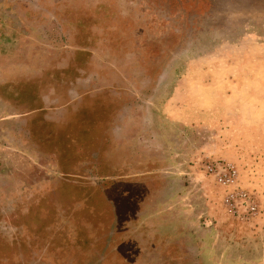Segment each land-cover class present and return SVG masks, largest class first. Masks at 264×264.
<instances>
[{
    "label": "rangeland",
    "instance_id": "obj_1",
    "mask_svg": "<svg viewBox=\"0 0 264 264\" xmlns=\"http://www.w3.org/2000/svg\"><path fill=\"white\" fill-rule=\"evenodd\" d=\"M167 1L0 0V64L22 76L24 82L28 80L22 86L21 78L4 86L0 97L14 103L15 109L44 108L39 92L76 88L77 79L96 75L101 62L123 58L132 45L145 43L150 31L164 32L165 17H172L164 9ZM208 11L198 17L196 34L200 38L196 51L173 72L158 104V116L162 125L179 137L178 170L192 185L187 202L213 228L218 249L223 254H258L262 258L264 12L247 7L211 17ZM89 58L93 61L92 71L83 75ZM3 116L0 170L22 171L30 186L56 184L58 176L74 182L71 176L82 169L76 164L96 160L95 129H101L102 124L95 115L88 117L87 123L76 117L74 123H81L79 131L54 141L48 139L44 146L33 141L30 145L12 143L5 135ZM32 147L41 150L49 162L33 155ZM71 153L76 156L74 162L68 158ZM54 160L56 165L50 163ZM106 160L105 176L120 175L116 173L117 164ZM218 163L233 168L236 175L232 181L220 182L210 173L208 167ZM53 167H59L61 173L56 174ZM85 186L64 191L59 202L54 201L48 209L34 210L40 217L23 224L19 233L4 234L7 230L3 231L2 226L6 225L0 223V264H125L128 258V264H144L145 248L136 249L133 257L119 248L120 260L112 256V251L102 252L104 245L99 238L104 235V225L99 220L109 222L111 217L109 212L101 215L95 209L99 207L96 203H102L95 185ZM32 200L39 202L36 197L26 200L25 209ZM122 214L118 212L120 218L116 220L120 223L111 224L108 231L121 227ZM5 246L26 253L5 263L7 258L3 260L1 253Z\"/></svg>",
    "mask_w": 264,
    "mask_h": 264
},
{
    "label": "flooded vegetation",
    "instance_id": "obj_2",
    "mask_svg": "<svg viewBox=\"0 0 264 264\" xmlns=\"http://www.w3.org/2000/svg\"><path fill=\"white\" fill-rule=\"evenodd\" d=\"M174 1L165 2L164 9L169 10L172 17H165L167 28L164 32L150 31L146 42L132 45L123 58L101 62L96 75L88 74L93 61L87 59L83 75H88L77 79L76 88L58 93L51 89L39 92L44 108L19 110L7 98L0 97L5 135L18 145L23 142L30 145L33 141L44 146L43 142L48 139L54 141V138L79 131L81 123H74L76 117L87 123L88 117L95 115L102 124L101 129H95L98 139L93 158L96 160L76 164L82 169L71 176L74 182L58 176L56 184L30 186L22 171L0 170V223L6 225L2 226L3 231L7 230L4 234L19 233L23 224L38 220L40 216L35 215L34 210L52 207L64 191L91 184L95 185L102 201L96 203L99 207L95 209L101 215L109 212L111 217L109 222L103 218L99 220L104 225V235L99 238L104 245L102 252L112 251L116 259L120 260L119 248L127 250L128 257L135 256L136 249L145 248L144 264H264V257L258 254L234 256L218 249L213 228L208 227L187 202L192 185L178 170L179 137L162 125L157 108L173 72L196 51L200 38L196 34L198 17L208 10L212 17L219 12L243 11L247 7L264 12V0H176V4ZM226 4L228 7H224ZM20 78L24 79L0 64V90ZM27 82L23 80L19 86ZM32 149L38 159L45 157L48 161L41 150ZM84 153L85 150L80 155ZM68 158L74 162L76 156L71 153ZM107 158L117 164L116 173L120 175L105 176ZM50 163L56 165L58 162ZM56 169V174L61 173L59 167ZM33 197L39 202L32 200L25 209V201ZM118 212L125 215L121 222L124 226L108 231V226L120 223L116 220L120 218ZM8 223H15L16 227ZM20 251L3 247V260L7 258L5 263H9L8 260L12 261L16 255L26 253ZM116 259L109 258L114 262ZM128 260L123 262L128 264Z\"/></svg>",
    "mask_w": 264,
    "mask_h": 264
},
{
    "label": "built area",
    "instance_id": "obj_3",
    "mask_svg": "<svg viewBox=\"0 0 264 264\" xmlns=\"http://www.w3.org/2000/svg\"><path fill=\"white\" fill-rule=\"evenodd\" d=\"M210 173H214L219 178L220 182H230L235 177L236 173L231 166H225L220 163L208 167ZM234 196L232 195L231 198Z\"/></svg>",
    "mask_w": 264,
    "mask_h": 264
}]
</instances>
